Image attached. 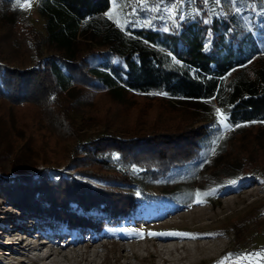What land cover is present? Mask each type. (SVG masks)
Segmentation results:
<instances>
[{"label":"trees","instance_id":"trees-1","mask_svg":"<svg viewBox=\"0 0 264 264\" xmlns=\"http://www.w3.org/2000/svg\"><path fill=\"white\" fill-rule=\"evenodd\" d=\"M23 1L0 0V47L13 53L0 55V102L24 128L37 163L21 174L0 175V197L26 213L67 229L99 231L135 212L136 189L203 159L202 140L217 108L226 110L228 133L264 125V0H221L220 11L194 0L197 10L182 21L154 19L138 27H120L105 16L114 7L110 0H37L43 35L36 46L47 53L20 68L14 55L24 52ZM209 32L212 46L205 50ZM94 37L99 40L92 43ZM73 88L89 95L88 107L98 94L123 105L128 96L150 100L166 93L155 98L169 111H182L175 113L182 118L177 125H155L140 117L121 124L122 132L119 126L82 137L68 119L80 109L66 95ZM92 117L85 119L98 115ZM66 142L69 149L52 151ZM59 161L64 167L53 177L49 171Z\"/></svg>","mask_w":264,"mask_h":264},{"label":"rangeland","instance_id":"rangeland-1","mask_svg":"<svg viewBox=\"0 0 264 264\" xmlns=\"http://www.w3.org/2000/svg\"><path fill=\"white\" fill-rule=\"evenodd\" d=\"M36 2L37 0H25L20 5L27 18L23 34H20L24 52L14 55V57L18 56L17 67L20 68L24 66L25 60L27 65L31 66L36 57L47 53L45 47L36 46L43 35L42 20L36 12ZM202 4L207 10L220 11V5H217L215 0H208V3L203 0ZM133 10L136 15L132 16V20L139 25H150L154 19L170 22L176 19L173 17L179 19L180 14H191L197 8L194 0H182V2L181 0H144L143 5L140 0H115L111 18L118 26L123 27L126 25L123 23L125 14L131 15ZM84 37H87V33ZM97 40L99 37L91 39L92 43ZM4 47H0V55L12 56L13 53ZM86 94L75 88L66 93L67 97L74 100L76 107L80 108L78 111L71 110L68 119L72 128L82 137L91 138L106 129L116 130L121 124L130 125L140 117L149 118V121L155 122V125L159 122L177 125L182 118L175 114L182 111H169L162 104L163 102L155 98L160 96L157 94L150 100L128 96L121 100L123 105L114 103L107 95L98 94L92 107H88L91 106L92 101L87 100ZM62 99L58 97L56 101L61 103ZM179 106L188 107L184 104ZM88 115L89 117L98 115V118L88 121L85 119ZM161 118L162 120L159 121ZM106 121L113 126L105 128L103 122ZM119 128L121 129L117 131L122 132V127ZM23 129L15 123L14 117L0 102V175L2 176L24 173L31 165L37 163L36 152L31 151L27 146V136ZM239 133H228L223 125L217 124L216 118L210 133L202 140L204 150L202 160L188 164L187 170L181 172L182 174L173 171L162 180L145 183L140 189H136L134 192L139 197L140 203L135 212L118 222L106 223L97 229L99 231L86 229L74 234L78 228L67 229V226L59 221L26 213L0 197V245L7 247L9 238L5 237L4 232L7 227H12L13 223H18L21 228L31 230L37 241H41L40 238L45 240L49 235L55 237L59 232H68L71 238L74 235L87 234L97 237L107 242L109 248L105 250L106 255L112 261L121 254L117 250L113 251L115 245L113 240L119 241V244H132L138 248L141 245H148L152 249L151 244L155 242L156 237H164L170 239L169 245L184 246L180 248L181 250L169 254L168 258H171L173 264H178L175 259L186 253V249H193L192 259L181 264H218V262L264 264V125L252 124L241 129ZM220 135L224 138L213 145L212 141ZM64 146L65 148H55L52 151L61 152L69 149L70 142H66ZM213 146L214 152L211 150ZM220 165H225L224 169H219ZM53 166L49 172L54 177L58 170H62L64 163L59 161ZM215 171H222L224 174L218 176L213 173ZM243 173L245 175H242ZM75 176L80 180L84 178L76 173ZM204 193L210 194L204 195ZM14 218L18 220L14 222ZM44 228L50 229V233L45 232ZM56 241L61 245L65 242L59 236ZM14 251L20 253L19 248ZM141 252L143 255L146 254L145 250ZM120 262L154 264L153 257L148 256L141 261L129 256L128 259L120 258Z\"/></svg>","mask_w":264,"mask_h":264},{"label":"bare ground","instance_id":"bare-ground-1","mask_svg":"<svg viewBox=\"0 0 264 264\" xmlns=\"http://www.w3.org/2000/svg\"><path fill=\"white\" fill-rule=\"evenodd\" d=\"M13 220L16 222L18 218ZM12 225V227H7L4 232L5 237L9 238V241L7 247L0 245V264H122L120 258L128 259L129 256L137 261L144 260L148 256L153 257L154 264H162L164 262L173 264L171 263V258H168L169 254L184 247L183 244L180 246L177 244L169 245L170 239L164 237H156L155 242L151 244L152 249L148 245H141L138 248L132 244H119V241L113 240L115 243L113 251L117 250L121 254L112 261L106 255L107 242H103L92 235H74L71 238L70 233L59 232L55 237L49 235L45 240L40 238L41 241H37V237H34L31 230L21 228L18 223H13ZM44 229L46 230L45 232L50 233V229ZM81 230L84 231L86 229L78 228L74 234L82 232ZM57 236L65 241L63 245L56 241ZM16 248H19L20 253L14 251ZM196 248L198 249V247ZM143 250L146 251V256L142 254L143 252L141 251ZM192 252L193 249H186V253L175 259L177 260L176 263L181 264V262L190 261ZM126 264L132 263L126 262Z\"/></svg>","mask_w":264,"mask_h":264},{"label":"snow or ice","instance_id":"snow-or-ice-1","mask_svg":"<svg viewBox=\"0 0 264 264\" xmlns=\"http://www.w3.org/2000/svg\"><path fill=\"white\" fill-rule=\"evenodd\" d=\"M181 2H182V0H181ZM204 2L205 3H208V0H204ZM114 3H115V0H110V4H114ZM140 3H141V5H143L144 0H140ZM215 3L217 5H219L221 3V0H215ZM29 6H30V4H29ZM112 15H113V13H112V10L111 9L108 12L105 13V16H108L109 18H111ZM135 15H136L135 10H133V12L131 13V15L125 14V19L123 20V23L126 24L128 27H138V26H141V25L137 24L134 20H132V16H135ZM173 18L175 19V17H173ZM184 19H185V16L183 14H180L179 15V20L182 21ZM150 23H151V21L148 22V24H150ZM204 23L205 24H209V23H211V21L208 20V19H206L204 21ZM143 26H148V25L145 24ZM163 30L167 32L169 29H168V27H165ZM211 46H212L211 32H209V36H208L207 43L204 45L205 50H210ZM173 59L175 60V58H173ZM153 94L166 95V93H153ZM215 111L217 113V124L218 125H223L224 127H228V125L226 123V120H227V116L225 114V111L226 110H222V109L217 108ZM240 126H242V125H240V124H236L235 125V127H240ZM223 138H224L223 135L218 136V138L216 140H213L212 141V144L213 145L218 144L219 140H222ZM211 150H212V152H214L215 151V147L213 146ZM229 183H235V181H229ZM209 194L210 193H204V195H209ZM149 234L150 235H153V233H149ZM218 264H222V262H218Z\"/></svg>","mask_w":264,"mask_h":264}]
</instances>
